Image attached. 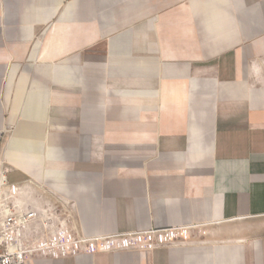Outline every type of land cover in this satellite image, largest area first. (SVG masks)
Instances as JSON below:
<instances>
[{
  "label": "crops",
  "instance_id": "crops-1",
  "mask_svg": "<svg viewBox=\"0 0 264 264\" xmlns=\"http://www.w3.org/2000/svg\"><path fill=\"white\" fill-rule=\"evenodd\" d=\"M2 171L23 264H264V0H0Z\"/></svg>",
  "mask_w": 264,
  "mask_h": 264
},
{
  "label": "built area",
  "instance_id": "built-area-1",
  "mask_svg": "<svg viewBox=\"0 0 264 264\" xmlns=\"http://www.w3.org/2000/svg\"><path fill=\"white\" fill-rule=\"evenodd\" d=\"M7 187L6 175L2 171L0 172V264H23L31 249L41 247L49 249L55 246L66 248L67 245L75 242L71 238L69 241L63 242L58 229L57 233L50 234L51 238H46L45 243L42 241L38 242L36 246L29 247V242L23 233L24 229L36 217V213L32 209L24 208L16 203L11 193L4 194L3 190ZM40 222L44 229V235H46V230L52 228V224L49 218ZM77 241H84V239ZM135 245L137 244L134 241H130L125 247L130 248Z\"/></svg>",
  "mask_w": 264,
  "mask_h": 264
},
{
  "label": "bare ground",
  "instance_id": "bare-ground-1",
  "mask_svg": "<svg viewBox=\"0 0 264 264\" xmlns=\"http://www.w3.org/2000/svg\"><path fill=\"white\" fill-rule=\"evenodd\" d=\"M11 194H12V195H15V191H14V189L11 191ZM58 231H59V234H60V238H61V240H63V242H67V241L70 240L69 237H66V238H65V236L63 235V233H62L60 230H58ZM47 243H48V241H47Z\"/></svg>",
  "mask_w": 264,
  "mask_h": 264
}]
</instances>
